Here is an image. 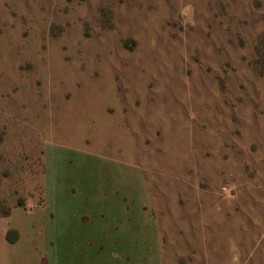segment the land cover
Instances as JSON below:
<instances>
[{
  "label": "rangeland",
  "instance_id": "obj_1",
  "mask_svg": "<svg viewBox=\"0 0 264 264\" xmlns=\"http://www.w3.org/2000/svg\"><path fill=\"white\" fill-rule=\"evenodd\" d=\"M129 207L264 264V0H0V224L32 259Z\"/></svg>",
  "mask_w": 264,
  "mask_h": 264
},
{
  "label": "crops",
  "instance_id": "obj_2",
  "mask_svg": "<svg viewBox=\"0 0 264 264\" xmlns=\"http://www.w3.org/2000/svg\"><path fill=\"white\" fill-rule=\"evenodd\" d=\"M111 216L74 220L61 232L53 229L47 242L56 248L42 250L32 259L25 247L31 236L19 230L14 242H8V231L17 229L0 224V264H165L166 247L175 238L192 244L201 238L189 226L173 234L165 223L138 207L118 209Z\"/></svg>",
  "mask_w": 264,
  "mask_h": 264
},
{
  "label": "trees",
  "instance_id": "obj_3",
  "mask_svg": "<svg viewBox=\"0 0 264 264\" xmlns=\"http://www.w3.org/2000/svg\"><path fill=\"white\" fill-rule=\"evenodd\" d=\"M11 232H14L13 230H9L7 235H6V239L8 242H14V240L16 239V237H11Z\"/></svg>",
  "mask_w": 264,
  "mask_h": 264
}]
</instances>
